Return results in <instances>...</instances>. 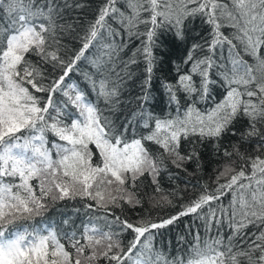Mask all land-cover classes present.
Listing matches in <instances>:
<instances>
[{"label":"snow or ice","instance_id":"snow-or-ice-1","mask_svg":"<svg viewBox=\"0 0 264 264\" xmlns=\"http://www.w3.org/2000/svg\"><path fill=\"white\" fill-rule=\"evenodd\" d=\"M0 264H264V0H0Z\"/></svg>","mask_w":264,"mask_h":264}]
</instances>
